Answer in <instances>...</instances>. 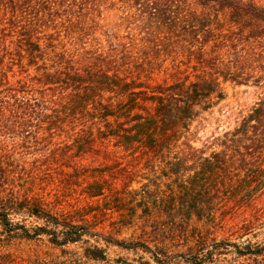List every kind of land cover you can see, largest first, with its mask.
I'll list each match as a JSON object with an SVG mask.
<instances>
[{"label": "trees", "instance_id": "16d2710c", "mask_svg": "<svg viewBox=\"0 0 264 264\" xmlns=\"http://www.w3.org/2000/svg\"><path fill=\"white\" fill-rule=\"evenodd\" d=\"M99 1L0 0L1 225L28 239L47 235L61 247L93 236L87 223L111 209L218 222L221 210L254 191L264 172V96L219 139V152L205 155L187 133L224 98V83L264 81V6L256 0H196L207 8L197 11L191 0H108L114 8L136 11L144 34L155 35L150 47L147 37L138 41L132 33L105 30ZM178 58L188 64L168 63ZM110 145L133 153V171L116 177V168L108 174L101 169L116 164ZM96 148L104 157L93 155ZM37 153L32 168L20 163ZM91 156L90 167L83 160ZM54 159H60L58 167ZM58 170L76 183L57 180ZM133 182L139 188L129 189ZM66 193L75 196L73 214L65 211L71 202ZM100 198L107 208L89 215ZM20 209L46 225L31 231L14 223L10 212ZM203 239L200 231L186 244L192 264H206L211 254ZM105 240L141 248L162 264L145 243ZM234 246L239 255L264 261V245ZM88 250L94 259L105 258L104 249Z\"/></svg>", "mask_w": 264, "mask_h": 264}, {"label": "rangeland", "instance_id": "374dc122", "mask_svg": "<svg viewBox=\"0 0 264 264\" xmlns=\"http://www.w3.org/2000/svg\"><path fill=\"white\" fill-rule=\"evenodd\" d=\"M256 2L264 6V0H256ZM98 3L101 12L98 18L105 30L111 29L115 35L121 37L132 33L138 41L142 40V37H147L150 42L147 44L150 47L154 46L155 35L144 34L142 24H138L140 18L135 10H126L127 8H122L120 4L114 8L108 0H100ZM190 4L197 11L207 10L200 6L196 0H191ZM210 12L216 13L214 10ZM130 15L132 16L129 18V23L123 21V18ZM219 15L222 20L225 19L224 13ZM172 62L182 66L188 64L182 58L169 60L168 63L172 65ZM223 88L224 98L216 102L215 106L209 110L203 111L187 133V139L191 144L196 149L203 150L205 155L221 151L222 146L219 139L226 132L233 131L238 127L264 96V81L256 82L254 78H251L246 84L226 82L223 84ZM108 149L116 151V164L111 167H101V169H107L106 174L115 168L116 177L120 173H129L134 170V165L137 162L133 153L111 145ZM93 155L104 157L105 154L102 149L96 148ZM37 157H39V153L27 155L26 158L20 157V163L26 165L27 168H32L36 163L34 158ZM92 157L83 160V163L91 167L93 165L91 164ZM101 161L103 162V160ZM101 161L96 162L95 165L98 166L102 163ZM60 162V159H54V166L58 167ZM54 177L66 184L74 185L76 183V178L73 175L62 176L61 170H58V175H54ZM146 177H149L148 174ZM153 178L151 177V179ZM163 178L169 179L167 176H162L161 179ZM139 180L146 181L142 178ZM255 181L257 186L254 191L246 192L242 198L235 199L234 204L233 202L229 204L230 207L221 210L222 216L218 215L219 221L215 223H198L194 220L187 223L180 221L176 215L160 213L142 217L138 215L140 212L134 215L131 211L120 212L111 209L107 211L106 215H100L94 222L87 223L93 236L86 235L82 242L61 247L52 244L47 235L28 239L20 230L5 231L0 223V264H158L153 261L151 254L144 252L141 248L125 249L107 242L106 238L123 241L126 244L145 243L158 255L162 264H192L188 260L192 256L187 250L186 244L192 242L193 235H198L200 231L204 234L203 240L207 242L206 252H211L213 256L211 257V254L208 253L206 264H257L258 261L260 264H264L261 257L239 255L237 247L234 246L239 245V248L243 249L244 245L249 242L254 246L256 244L264 245V172ZM116 182L117 186H120L119 180L116 179ZM167 185L161 184V188L166 189ZM139 186L140 184L133 182L129 189L135 190ZM66 194L71 202L69 206L66 205L65 211L73 214L72 211L76 210L73 204L75 196H71L70 193ZM229 195L228 192L224 200ZM97 201L100 206L94 205L89 212L91 216L93 213L99 214L107 208V200L100 198ZM10 213L14 223L24 224L31 231L35 227L46 225L43 220L29 215L25 209L13 210ZM94 247L104 249L105 258L94 259L89 256L88 249H94ZM253 259L258 260L255 263Z\"/></svg>", "mask_w": 264, "mask_h": 264}]
</instances>
